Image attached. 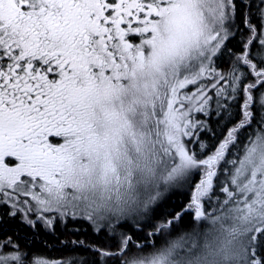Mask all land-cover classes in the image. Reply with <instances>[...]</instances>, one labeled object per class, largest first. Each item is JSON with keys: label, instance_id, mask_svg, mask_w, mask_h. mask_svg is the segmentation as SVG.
I'll use <instances>...</instances> for the list:
<instances>
[{"label": "snow or ice", "instance_id": "6c2138e0", "mask_svg": "<svg viewBox=\"0 0 264 264\" xmlns=\"http://www.w3.org/2000/svg\"><path fill=\"white\" fill-rule=\"evenodd\" d=\"M0 264H264V0H0Z\"/></svg>", "mask_w": 264, "mask_h": 264}, {"label": "trees", "instance_id": "16d2710c", "mask_svg": "<svg viewBox=\"0 0 264 264\" xmlns=\"http://www.w3.org/2000/svg\"><path fill=\"white\" fill-rule=\"evenodd\" d=\"M84 226L87 227V225H84ZM72 227H80V225H69V228H72ZM56 237H59V239H61V240L65 239L64 236H60V233H56V236L49 235V236L45 237L44 239H46L50 245H55L56 244ZM71 238L76 239L77 237L72 236ZM80 238L81 239H91V237H84V236H81ZM50 255H58V253L51 252Z\"/></svg>", "mask_w": 264, "mask_h": 264}]
</instances>
